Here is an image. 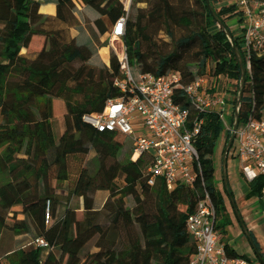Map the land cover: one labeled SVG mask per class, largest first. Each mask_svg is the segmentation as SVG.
Segmentation results:
<instances>
[{
	"label": "trees",
	"instance_id": "obj_1",
	"mask_svg": "<svg viewBox=\"0 0 264 264\" xmlns=\"http://www.w3.org/2000/svg\"><path fill=\"white\" fill-rule=\"evenodd\" d=\"M83 2L84 8L97 15L98 35L108 36L113 27L109 14L120 0ZM46 3L55 7L53 20L73 25L75 10L65 0H0V6L8 9L0 23V264H138L123 219L129 207L134 209L141 251L150 264H190L196 243L186 221L205 194L214 207V229L228 257L246 258L237 255L226 239L232 221L214 178L215 149L225 132L220 113L199 111L177 92L174 99L188 111V126L203 121L194 138L198 175L192 186L181 183L172 191L160 180L149 185L145 171L152 161L150 155L131 160L133 145L128 137L99 132L83 120L100 113L107 101L121 97L114 85L120 77L116 55L112 53L108 65L97 71L90 65L95 52L87 44L65 43L54 36L34 60L21 54L33 35L43 34L44 23L38 20ZM231 16H239L235 5L216 10L208 0H134L125 39L140 73L156 77L179 73L183 84L205 75L216 82L227 77L240 92V125L264 115V55L252 53L247 68L241 37L226 27V18ZM159 31L168 38L164 50L152 42ZM74 65L77 70L70 72L68 67ZM30 96L36 99V110L18 106ZM56 100L64 106L59 120L54 115ZM230 137L226 132V143ZM63 158L77 160L73 194L81 193L76 208L84 213L81 221L72 222L70 212L56 214L55 183ZM85 184L95 188V198L82 191ZM249 186L251 193L262 196L264 177ZM137 189L138 200L133 197ZM227 192L232 196L229 188ZM101 193L110 201L96 207ZM239 223L264 261L241 217ZM37 239H44L49 248L35 247Z\"/></svg>",
	"mask_w": 264,
	"mask_h": 264
},
{
	"label": "built area",
	"instance_id": "obj_2",
	"mask_svg": "<svg viewBox=\"0 0 264 264\" xmlns=\"http://www.w3.org/2000/svg\"><path fill=\"white\" fill-rule=\"evenodd\" d=\"M134 0H120L123 7L108 35L109 43L119 63L120 77L115 87L121 97L106 102L100 113L83 117L84 122L99 132H117L128 137L133 145L131 160L142 154L152 157L145 171L149 185L162 181L168 191L178 184L192 186L197 178L198 153L194 138L203 121L188 126V111L176 104L174 97L181 91L190 104L199 111L220 113L228 97L229 82L221 77L219 82L205 75L192 83L183 84L179 73L156 77L143 74L135 66L134 58L125 39L126 23ZM78 10L83 0H73ZM241 26L242 51L250 69L252 53L264 55V0H237ZM238 114L235 105L233 116ZM225 124V123H224ZM234 132L236 159L248 182L264 177V115L240 124ZM261 195L264 198V186ZM49 216L46 215L48 222ZM215 210L207 194L199 202L194 214L188 217L186 229L196 243V252L190 264H256L243 258H229L214 229ZM35 247L48 249L44 239H37Z\"/></svg>",
	"mask_w": 264,
	"mask_h": 264
},
{
	"label": "rangeland",
	"instance_id": "obj_3",
	"mask_svg": "<svg viewBox=\"0 0 264 264\" xmlns=\"http://www.w3.org/2000/svg\"><path fill=\"white\" fill-rule=\"evenodd\" d=\"M65 1L72 9L75 10L73 25L70 26L64 22L57 21L55 19L53 20L52 18L54 15L53 5L51 3H46L43 7L40 8L39 11L40 19L38 20L39 23L42 22L44 23L42 27H40V30H42L43 34L33 35L29 47L26 49H22L21 54L25 55L30 60H34L38 55L39 51L46 50L49 47L50 37L54 36L56 37V39L60 38L65 43L74 41L76 43L87 44L95 52V56L90 61V65L95 67V69L99 71L100 68H102L105 65H108L109 57L113 53L112 47L109 43V37L107 36V34L98 35L94 27V20L96 19L97 15L93 11L84 7L81 10H78L76 6H74L73 0H65ZM208 1L210 2V5L214 9L219 10L221 7L224 6L235 5L237 0H208ZM122 7H123L122 3L119 2L115 6L114 10L109 14V19L110 16L117 18L122 10ZM7 16H8V9L4 6H0V23H2V20L6 19ZM46 17H50V18L45 19ZM226 27L233 35L239 36L241 30L239 17L231 16L226 18ZM176 34L179 36L181 32L178 30ZM152 42L155 44V47L159 50H164L168 48L167 35L162 31H159L158 33H156V35H154ZM77 68L78 65H74L68 67V70L70 72H75ZM228 86H229V90H228V97L226 99V105L224 106V108H222L224 115L225 132L219 138L215 149L214 160H215V170L217 175H215L214 178L217 183V188L221 191L223 195H225V197L229 200V203L230 202L234 203L233 196H231L227 192V185L229 186V181L227 180L225 182L226 173L224 172V161H227V163L230 166H232L236 171L239 172V163L236 160L235 142L233 141L234 142L233 149H231L227 153L225 147L228 144V142L226 143V132L229 131L231 133L230 129H232L233 127L232 124L233 108L236 105L240 92L236 87L233 86V83L228 84ZM18 106L29 107L32 110H36L37 102L33 96H30L27 100L20 102ZM63 112H64V106L62 102L56 100L55 112H54L55 120H59V118L63 115ZM128 144L131 145L130 141H128ZM227 163H225V167ZM77 171H78V166L76 159L72 158L67 161L66 158H63L60 162V168L58 172L59 180L55 183V196L58 202L56 214L59 217L65 214L66 212H70L72 222L81 221L84 218V213L76 209L78 201H80L81 199V193L78 192L76 195L73 194ZM238 181H239L238 178L232 180L233 188L234 186H237L235 184L240 183ZM233 192L235 195H238L241 192H243L244 194L243 195L244 198L241 197L237 204L234 203L233 208L235 209H238V207L245 208L244 209L245 212H249L250 213L249 216L251 217L255 215L257 209L259 212L264 213V209H262V206L259 203L261 202V204H263L262 201H259L257 195L251 193L249 184L246 183L244 185L240 184L239 187H235V189H233ZM139 194L140 191L139 189H137L133 197L136 200H138ZM109 201L110 199L106 198L105 193L98 194L96 197V207H101L104 202H109ZM236 215L238 216V218L241 216L240 213H236ZM123 219L128 226L132 244L136 250L137 263L150 264V260L148 259V257L145 256L144 253L141 251L140 242L136 230L135 213L132 207H129V209L123 216ZM257 226L258 227L254 229V233L257 237V240L261 244V247L263 248V252H264V223L260 222ZM229 236L230 237L234 236V234L230 232ZM253 252H255L254 248H253ZM248 253L250 252L248 251ZM251 254H253L252 251ZM252 261L256 264H261L258 260L257 253H256V257H254Z\"/></svg>",
	"mask_w": 264,
	"mask_h": 264
},
{
	"label": "crops",
	"instance_id": "obj_4",
	"mask_svg": "<svg viewBox=\"0 0 264 264\" xmlns=\"http://www.w3.org/2000/svg\"><path fill=\"white\" fill-rule=\"evenodd\" d=\"M53 9L55 11V7L53 6ZM110 19H111V22L112 24L115 22V20L117 18L115 17H112L110 16ZM237 160V159H236ZM238 161V160H237ZM227 163V161H226ZM239 163V162H238ZM215 173H216V170H215ZM225 173H226V178H225V182L228 180L229 181V186L227 185V188L230 189V191L232 192V196H233V201L234 203H238L239 199L241 197H243V192H241L240 194L238 195H235L234 192H233V189H235V187H239L240 184L244 185L245 183L246 184H249L250 182H248L242 171H241V167H240V163H239V172L236 171L232 166H230L228 163L225 167ZM217 175V173L215 174ZM239 179L238 182H240L239 184H235L237 186H234L233 188V183H232V180H235V179ZM242 180V181H241ZM216 186H217V183H216ZM219 190V189H218ZM82 191L84 193H86L89 197L91 198H95L97 192L95 190V188L93 187H90L88 186L87 184L83 185L82 187ZM220 191V190H219ZM221 192V191H220ZM223 195V194H222ZM224 197V200H225V205H226V209H227V212L230 216V219L232 221V225L229 226L227 229H226V239L230 245V247L236 252L237 255H240V256H244L246 257L247 259L251 260L256 257V253L253 252V248H252V245H250L251 243H249L248 241V237H247V234L246 232L244 231V228L243 226L239 223V218L238 216L236 215V213H240L241 214V218L243 219V222L245 223L246 227H247V230L249 232H252V234L254 235V237L256 238V241L260 247V251L261 253L264 255V252H263V248L261 247V244L259 243V241L257 240V237L254 233V229H256L258 226V224L260 222H263L264 223V213H261L258 211V209L256 210L255 212V215L254 216H249L250 213L249 212H245V208H240L238 207V209H235L233 208L234 206V203H229V200L225 197V195H223ZM244 198V197H243ZM259 201H262V203L264 204V199L262 197H258ZM260 205L262 206V209H264V205L261 204V202H259ZM236 217V218H235ZM238 218V219H237ZM238 222V224H237ZM232 232L234 234V236H229V233ZM232 235V234H231ZM248 251L250 253H248ZM251 251L253 254H251ZM255 251V250H254ZM7 264V263H6Z\"/></svg>",
	"mask_w": 264,
	"mask_h": 264
},
{
	"label": "water",
	"instance_id": "obj_5",
	"mask_svg": "<svg viewBox=\"0 0 264 264\" xmlns=\"http://www.w3.org/2000/svg\"><path fill=\"white\" fill-rule=\"evenodd\" d=\"M218 26H219L220 28H222V29L228 34V37H229V39L231 40L230 35H229V33L227 32V30L225 29L223 23H222V22H218ZM237 56H238V58H239L238 53H237ZM243 73H244V71H243ZM239 95H240V93H239ZM239 97H240V96H239ZM238 106H239V102L237 101V103H236V107H238ZM237 126H238V114H235L234 122H233V131L237 128ZM233 141H234V132H232V134H231V138H230L229 141H228L227 147H226V149H225V150H226V153L228 152V148L231 146V144H232ZM225 163H226V161H224V172H225ZM258 260H259V262H260L261 264H264V261L262 260L261 257L258 256Z\"/></svg>",
	"mask_w": 264,
	"mask_h": 264
}]
</instances>
